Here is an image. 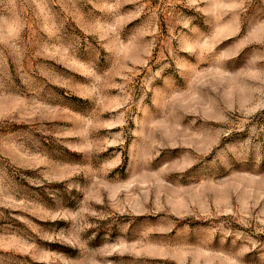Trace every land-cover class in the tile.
Wrapping results in <instances>:
<instances>
[{
    "label": "rangeland",
    "instance_id": "rangeland-1",
    "mask_svg": "<svg viewBox=\"0 0 264 264\" xmlns=\"http://www.w3.org/2000/svg\"><path fill=\"white\" fill-rule=\"evenodd\" d=\"M0 264H264V0H0Z\"/></svg>",
    "mask_w": 264,
    "mask_h": 264
}]
</instances>
